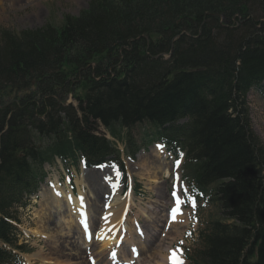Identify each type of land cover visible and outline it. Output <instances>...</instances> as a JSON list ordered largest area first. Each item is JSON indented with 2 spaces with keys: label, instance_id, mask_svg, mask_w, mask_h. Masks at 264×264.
Masks as SVG:
<instances>
[{
  "label": "trees",
  "instance_id": "16d2710c",
  "mask_svg": "<svg viewBox=\"0 0 264 264\" xmlns=\"http://www.w3.org/2000/svg\"><path fill=\"white\" fill-rule=\"evenodd\" d=\"M262 83L264 0H90L60 26L1 29L0 242L25 249L11 222L45 163L83 155L124 172L98 125L125 130L134 156L130 130L146 124L149 142L185 150L224 219L199 232L191 264H264V144L246 106ZM18 262L0 245V264Z\"/></svg>",
  "mask_w": 264,
  "mask_h": 264
},
{
  "label": "rangeland",
  "instance_id": "374dc122",
  "mask_svg": "<svg viewBox=\"0 0 264 264\" xmlns=\"http://www.w3.org/2000/svg\"><path fill=\"white\" fill-rule=\"evenodd\" d=\"M89 1L90 0H16L14 5H10L9 0H4L3 4L0 5V30L7 29L13 32H19L24 29H36L47 23L54 26H60L65 16H77L82 11L87 10ZM67 101L73 102L70 98H68ZM246 106L248 107L252 130L261 143L264 144V85L251 90L247 94ZM186 122L187 120H181L178 123L184 124ZM150 130V127L146 124L136 125L130 130L129 134L132 137L133 144L136 147L144 148V151H142L144 155L140 154V151H138L133 158L127 155V149L124 144L125 140H127V132L125 130L120 131V128L119 130L117 129L118 134L120 135L119 139H113L101 125H98L96 130L97 134L107 137L121 151L128 178L132 180L133 185L138 184V188L136 192L132 194V200L129 204V207L131 205L129 218L134 216V222L136 224L135 227H131L130 232L132 233L129 234V241L126 245H122V249L119 251L115 261L119 264H125L124 260L129 257L128 246L132 247L136 245L135 247L139 253V255L136 254L138 259L150 257L151 264L155 261L157 264H165L167 260L174 256V254H172L171 257H167L169 250L166 251L165 247L170 245L172 249H175L178 257H182V260L180 259L181 261L176 257L175 263L173 264H189L188 258L186 259L184 254L186 253L190 255L193 250L197 248L199 243L198 232L205 229L210 221L224 219L219 212L217 203L213 200V186H209L206 191L194 197L189 191L188 180H182L180 194L184 198L185 203L182 210L183 215L180 216L178 224L173 223L171 226L170 223L168 225V219L164 214H166V209L172 206V201L174 200L172 193L177 192L175 183L177 177L179 176L180 178L182 175L183 170L182 168H179L178 170L174 169L172 171V176L169 178H167L168 176L165 177V175H161L160 177V174L156 173V165L154 164L155 160L150 155L153 146L148 143L151 139ZM167 163L169 164L170 162ZM78 164L75 165L71 160L62 163L58 159L55 160L53 165L45 164L43 169L47 174L46 178L48 181H52V184H50V187H46L47 191L43 190V197L38 194L31 200L26 208L18 209L16 213L19 219L17 224L19 231V235H17V243H24L26 246L30 247L28 248V253L20 254L23 264H40L42 258L52 259L53 261L56 259L55 261L58 262L55 264H110L107 262L106 258L101 257V255L94 256V259H96L95 263L90 261L89 256L93 254L88 253L86 248H84V246L89 243H84V236H82V234L77 235L72 227V232L66 240L68 244L67 248L64 244L61 245L60 243L63 241V238L60 236V229L65 228V226H63L62 223L56 222V219L50 216L49 209L45 206V194H47V197L48 194L49 196L52 194L49 191H51V186L54 187L55 183H57L56 179L65 191H68L71 187L70 180L73 181L74 194H78L79 191L84 192L91 189L95 199L87 203V209H89L93 221L96 220L98 211L101 212L102 210H105L101 207V202L106 201V198H112L113 196L118 195V202L120 205H122L121 202L125 203L126 194L124 195L121 191V194H119V188V190H117L110 187L108 172H97L96 170H91L89 168L85 170L81 167L82 165L79 164L78 166ZM170 165L172 164L170 163ZM142 168L149 169L150 172L157 174L162 180H160L161 183L153 184L150 183L146 177L140 176L139 173ZM114 178L117 180L118 175L115 174ZM192 201H194V205ZM118 212H120V209ZM109 215H111V213L104 217L105 220H101L99 225L93 223V221L92 224L95 226H101L102 223L103 225H107V218L110 217ZM125 217L127 219V215ZM130 220L131 219H127V221ZM151 220L152 222L149 223ZM154 222L158 225L156 231H154V235L157 236V239L162 238L164 243L162 247L158 246L159 254H157L156 258L153 255L156 248V242L154 244H152V242L150 244L149 242L148 244L151 235L148 233L149 238L147 242H144L138 238V234L136 233V228L139 229L140 227L139 230H142V232H144L143 235H146L147 232L151 230L150 226L154 225ZM183 222H186L187 226L180 228V225H182ZM131 225L128 224V226ZM172 227L181 230L182 232L180 231L175 234V236L173 234L174 228ZM33 231L39 233L36 234ZM92 235L93 233L87 238L89 239ZM77 244L82 246L79 258L77 256L69 258L71 252L75 253L71 250L72 248L74 249L72 246L77 247ZM89 248L93 249L94 247L90 246ZM164 256L166 259L162 262L161 258ZM68 260L71 261L69 262ZM46 261L49 260H45V262Z\"/></svg>",
  "mask_w": 264,
  "mask_h": 264
},
{
  "label": "bare ground",
  "instance_id": "6f19581e",
  "mask_svg": "<svg viewBox=\"0 0 264 264\" xmlns=\"http://www.w3.org/2000/svg\"><path fill=\"white\" fill-rule=\"evenodd\" d=\"M3 1L4 0H0V5L3 4ZM15 3H16V0H9L10 5H14ZM140 154L144 155L143 152H141ZM150 155L155 160L154 164L156 165L155 166L156 173L160 174V177H161V175H165V177L169 176L171 165H170V163L169 164L167 163L170 161H168V155L164 151L163 146L160 144L153 145V150L150 152ZM166 157H167V162H166ZM96 171L97 172H101V171L104 172L105 171V172L109 173V177L113 176L112 171H110L107 167L98 168ZM157 174L152 173L149 171V169H144V168H142L141 172L139 173L140 176L146 177L147 180L153 184H159L162 181L160 179V177L157 176ZM110 184L113 187L116 184L115 180H111ZM50 189H51V191H49V192H51L52 194L50 196L48 194V197H47V194H45V201H46L45 206L49 209L50 216L54 217L56 219V222L62 223L63 226H65V228L60 229V232H61L60 236L63 238V241L60 244L61 245L64 244V246L67 248L68 244H67L66 240L70 236L69 234L72 232V228H73L75 233H77V235L82 234V236H84V238H85V241H83L84 243H89L88 245H85L84 248H86L88 253L93 254V255H90V258H92V256L94 257L96 255L97 256L101 255V257H105L107 260L108 250H111V246H115L114 244L116 241L114 240L115 238H113V237H114V234L115 235L117 234L118 228L119 227H126L127 229L130 228V226H128V227L126 226L129 224V221H127V219L125 217L126 216L125 215L126 214L125 209L126 210L128 209V204L131 202L132 199L126 200L125 203L121 202L122 205H120V203L118 202V200H119L118 195L115 194L116 196H113V198H111L109 200L105 197L107 200L101 202V207L103 209L108 207V210L107 211L102 210L101 212L98 211L97 218H96V220L93 221V223H95V224L97 223V225L100 224L101 223L100 219L104 218L105 215H108L109 213H111V215H109L110 217L107 218L108 223H107V225L104 224L103 226L97 227L95 229L93 228L94 230H92L91 225H90V221L84 220L82 222V220L80 219V215H78L80 210H83L86 213L90 212L89 210H86L87 207L85 208L84 205L89 203V201L95 199L93 197V193H92L91 189L88 190L89 192L88 191H85V192L80 191L77 196H75L70 190L65 192L63 187L58 185L57 183H55L54 187L51 186ZM153 189H154V187H153ZM43 190L47 191V188L43 187ZM43 190H42V194H40V195H42V197L44 194ZM118 208L120 209V212H118V210H119ZM180 209L181 208H179V213L176 215V218L174 220L173 219L169 220L167 217V211H165L166 214H164V216L166 215L165 217L169 220L168 225L170 223H171V226L173 223L178 224L180 216L183 215V212ZM113 214H115V215H113ZM102 215H104V216H102ZM101 216H102V218H101ZM110 222H112V223L115 222V223L111 227H108V224ZM125 222H126V224H125ZM151 222H152V220L149 221V223H151ZM80 225L82 226V229L80 228ZM157 226L158 225L156 224V222H154V225L150 226L151 230H149V232H147L146 235H143V239L145 238L146 240H148V238H149L148 235L149 234L151 235L150 239L148 241V244H149V242H150V244H151V242H152V244H154L156 242L155 243L156 248H155V251L153 252V255L155 258L157 256V254H159L158 246L162 247L164 244L162 241V238L157 239V236L154 235V231H156ZM180 226H181L180 228L186 227L187 226L186 222H183V224ZM172 228H174V227H172ZM180 231L181 230L174 228L173 234L175 235V234L179 233ZM33 232L36 234L39 233L37 231H33ZM92 233H93V235L88 239L87 237ZM130 233H131L130 229H128V233H127L126 238H125V243H127L129 241V234ZM145 239L142 241H145ZM90 246H92L94 248L90 249L89 248ZM72 247H74V249L72 248L71 250H73L75 253L71 252V254H69V258L70 257L73 258L76 256L79 258L80 254H81L80 250L82 249V246L77 244V247H75V246H72ZM170 248H171L170 245H168L167 247H165V250L168 251V250H170ZM32 256H34V255H32ZM129 256H130V254H129ZM135 257L137 258L138 264H151V258L150 257L138 259L136 254H135ZM38 259H41V258H38ZM165 259L166 258L164 256L163 258H161V261L163 262V261H165ZM45 260H49V261L45 262ZM55 260L53 261L52 259L42 258L40 260V264H55L56 262H58ZM71 260H68V261L70 262ZM68 261H66V262H68ZM153 264H157V262L155 261Z\"/></svg>",
  "mask_w": 264,
  "mask_h": 264
},
{
  "label": "snow or ice",
  "instance_id": "6c2138e0",
  "mask_svg": "<svg viewBox=\"0 0 264 264\" xmlns=\"http://www.w3.org/2000/svg\"><path fill=\"white\" fill-rule=\"evenodd\" d=\"M173 197L176 199V206L172 209V219L174 220L176 218V215L179 213V205L183 202L180 200V198L177 196L176 192L172 193ZM191 199V198H189ZM193 205H194V201H192Z\"/></svg>",
  "mask_w": 264,
  "mask_h": 264
}]
</instances>
